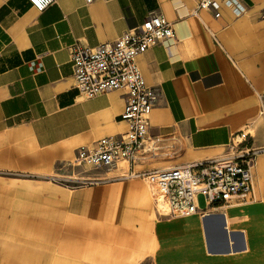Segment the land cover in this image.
I'll list each match as a JSON object with an SVG mask.
<instances>
[{"label":"crops","instance_id":"0c3cea01","mask_svg":"<svg viewBox=\"0 0 264 264\" xmlns=\"http://www.w3.org/2000/svg\"><path fill=\"white\" fill-rule=\"evenodd\" d=\"M241 1L248 10L243 17L225 9L215 19L208 12L192 15L197 0H55L42 13L29 0H0V172L31 175L53 168L59 173L69 158L67 165L75 161L79 148L93 149L100 139L126 131L123 91L79 96L71 47L114 43L150 15L172 23L175 38L137 60L157 96L150 125L161 149L135 170L230 156L236 136L260 130L263 119L258 94L264 90L254 83L264 86V38L259 41L255 30L264 27V20L256 22L264 0ZM260 157L253 169L254 201L236 199L206 210L198 203L195 215L155 221L143 213L148 202L141 201L149 194L144 181L122 178L119 168L105 171L100 177L110 182L102 189L75 191L90 200L71 198L78 210L109 203L128 213L79 219L74 247L55 254L50 264H264ZM250 220L257 231L246 239L254 230ZM148 222L151 236L143 239L137 232Z\"/></svg>","mask_w":264,"mask_h":264},{"label":"built area","instance_id":"2783aa9c","mask_svg":"<svg viewBox=\"0 0 264 264\" xmlns=\"http://www.w3.org/2000/svg\"><path fill=\"white\" fill-rule=\"evenodd\" d=\"M96 0H85L91 4ZM39 12H44L55 0H29ZM234 18L247 13L241 0H197L192 13L199 17L208 12L221 19L223 10ZM264 19V9L262 11ZM175 38L172 23L158 15H150L141 25L126 31L116 42L88 47L80 42L71 47L74 87L79 96L92 99L110 92L123 91L127 97L122 120L127 129L116 137L100 139L93 149L77 150L73 166H88L97 170L118 169L127 165L122 178L146 182L149 195L157 207L163 203L168 216L190 217L200 212L198 198L204 197L208 207L230 204L236 199L254 201L256 157L264 149L241 150L249 133L241 132L230 146L234 155L170 165L151 172L136 171L135 166L158 157L160 139L151 136L150 118L157 96L148 86L137 63L138 57L156 45H166ZM260 115L264 119V91L258 94ZM238 148V149H237ZM70 165V166H71ZM58 177L53 180L57 181ZM206 214V212H203Z\"/></svg>","mask_w":264,"mask_h":264},{"label":"rangeland","instance_id":"374dc122","mask_svg":"<svg viewBox=\"0 0 264 264\" xmlns=\"http://www.w3.org/2000/svg\"><path fill=\"white\" fill-rule=\"evenodd\" d=\"M263 20L259 17L256 22ZM255 30L259 41L262 40L264 27ZM244 41L245 44L251 45L250 41ZM247 75V78L251 80L252 77ZM254 86L258 91L264 90V86L258 87L255 83ZM260 130L246 129L244 133L251 134L247 137L245 144L237 148V152L247 149H264L262 118ZM235 153L232 151L230 155ZM260 156L264 158V154ZM70 161H72L71 158L66 161L67 164ZM67 164L59 173L53 168L38 169L31 175L25 172H0V264H50L55 254L66 253L74 247L76 236L73 234L78 228L79 219L89 220L94 216L109 219L120 216V213L122 215L128 213L125 208L115 209L109 203H105L102 207L89 204L85 206V209L78 210L77 203L72 198L86 201L92 197L88 196V198L85 195L77 197L76 190L84 188L86 192L97 191L103 188L101 187L103 184L110 181L100 177L107 170ZM126 171L127 165L121 164L117 173L124 175ZM54 177H58L59 180L54 181ZM143 185L147 189L146 182ZM147 195L143 197V201L140 200L142 203L144 200L148 202L147 210L143 211L145 216L154 221L159 217L174 218L168 216L163 203H159L156 207L151 196L148 193ZM198 203L200 209L208 208L204 197L200 196ZM140 204V202L137 204L138 208ZM138 212L141 214V210L138 209ZM151 224L152 222H148L147 226H140L138 235H142L143 239H149ZM67 233L69 238L66 237Z\"/></svg>","mask_w":264,"mask_h":264},{"label":"bare ground","instance_id":"6f19581e","mask_svg":"<svg viewBox=\"0 0 264 264\" xmlns=\"http://www.w3.org/2000/svg\"><path fill=\"white\" fill-rule=\"evenodd\" d=\"M231 216H232V215H227L228 222L231 221ZM209 220H210V219H209ZM218 220H219V219H218ZM221 222H222V221H221ZM252 222H253V220H252ZM209 223H210V222H209ZM248 223L251 224V220H250V222H248ZM250 226H251V229H252V227H253L254 230H253L252 232H251V230H249V231L246 232V239L249 238V234H251V238L254 237L252 234H256V231H257V230L255 229V228H256L255 223H252ZM213 227H214V226H213ZM215 230H216V229H215ZM260 231H261V230H260ZM219 236H220V235H219ZM222 244H223V243H222ZM228 244H229V243H228Z\"/></svg>","mask_w":264,"mask_h":264}]
</instances>
